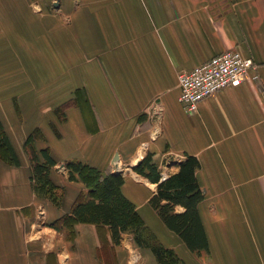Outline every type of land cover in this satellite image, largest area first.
Segmentation results:
<instances>
[{
	"label": "crops",
	"instance_id": "crops-1",
	"mask_svg": "<svg viewBox=\"0 0 264 264\" xmlns=\"http://www.w3.org/2000/svg\"><path fill=\"white\" fill-rule=\"evenodd\" d=\"M230 49L254 67L187 112L177 72ZM0 120L18 160L0 157V264H157L131 233L116 244L106 225H50L87 193L69 160L120 170L123 195L185 264H264V0H0ZM32 133L56 160L59 205L35 194ZM147 152L166 176L198 159L207 251L150 206L157 183L132 168Z\"/></svg>",
	"mask_w": 264,
	"mask_h": 264
},
{
	"label": "trees",
	"instance_id": "trees-1",
	"mask_svg": "<svg viewBox=\"0 0 264 264\" xmlns=\"http://www.w3.org/2000/svg\"><path fill=\"white\" fill-rule=\"evenodd\" d=\"M35 134H29L24 143L31 162L30 179L38 198L48 199L59 205L63 187L56 185L50 178V171L56 164L47 147L36 149L33 145ZM0 157L17 163V157L0 120ZM69 180L81 181L87 188L85 195L79 194L69 213L50 222V225L66 228L74 233L77 222L106 225L114 243H120L125 232L133 235L139 247L149 248L155 255L157 264H185L175 250L164 246L153 231L140 217L135 205L121 191L124 178L120 172L103 174L95 166L79 160L64 163ZM198 159L186 154L179 162L178 170L162 178L153 154L147 152L132 168L153 183L156 192L150 197L149 204L156 211L164 225L176 233L192 252L208 250V241L197 209L203 199L195 171ZM181 206L182 211L175 208Z\"/></svg>",
	"mask_w": 264,
	"mask_h": 264
},
{
	"label": "built area",
	"instance_id": "built-area-1",
	"mask_svg": "<svg viewBox=\"0 0 264 264\" xmlns=\"http://www.w3.org/2000/svg\"><path fill=\"white\" fill-rule=\"evenodd\" d=\"M253 67L252 58L243 57L238 50L230 49L192 69L179 70V101L187 112H196L204 98L222 88L239 84ZM254 78L257 79V75ZM165 177L166 174H162V178Z\"/></svg>",
	"mask_w": 264,
	"mask_h": 264
},
{
	"label": "water",
	"instance_id": "water-1",
	"mask_svg": "<svg viewBox=\"0 0 264 264\" xmlns=\"http://www.w3.org/2000/svg\"><path fill=\"white\" fill-rule=\"evenodd\" d=\"M120 170H117L116 172H119Z\"/></svg>",
	"mask_w": 264,
	"mask_h": 264
}]
</instances>
